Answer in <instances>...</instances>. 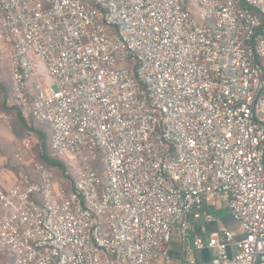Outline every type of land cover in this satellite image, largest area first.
<instances>
[{
	"label": "built area",
	"instance_id": "built-area-1",
	"mask_svg": "<svg viewBox=\"0 0 264 264\" xmlns=\"http://www.w3.org/2000/svg\"><path fill=\"white\" fill-rule=\"evenodd\" d=\"M0 57L66 165L0 182V264H264V0H0Z\"/></svg>",
	"mask_w": 264,
	"mask_h": 264
},
{
	"label": "rangeland",
	"instance_id": "rangeland-1",
	"mask_svg": "<svg viewBox=\"0 0 264 264\" xmlns=\"http://www.w3.org/2000/svg\"><path fill=\"white\" fill-rule=\"evenodd\" d=\"M9 86L7 64L0 57V182L6 186L13 184L24 173H27L28 169L32 168H28L26 166L27 164H33L35 161L42 162L40 159L41 134L46 136L47 155L51 159L54 158L50 147L51 133L49 128L44 124L35 123L32 120L23 121L17 110L7 107L6 97ZM5 115L9 117L8 120L3 119ZM26 140L30 141L29 147L23 145ZM54 170L56 176L60 179L61 171L58 168ZM215 203L211 211L215 212L220 220L216 224L209 225L207 229L214 230L219 226L228 225L236 231H239L237 225L228 216L227 208L219 199H216ZM171 246L173 249L171 253V264H180L177 255V250L179 249L177 233H174L172 236ZM203 257L205 262L200 261L199 264H211L209 254H203ZM154 264H159V260Z\"/></svg>",
	"mask_w": 264,
	"mask_h": 264
},
{
	"label": "trees",
	"instance_id": "trees-1",
	"mask_svg": "<svg viewBox=\"0 0 264 264\" xmlns=\"http://www.w3.org/2000/svg\"><path fill=\"white\" fill-rule=\"evenodd\" d=\"M6 105H7V107L9 109H15V110H17L19 112V115H20L21 119L23 121H25L24 118L21 116V113H20L19 109L16 106L11 105L10 86H9V90H8L7 97H6ZM40 140H41L40 159H41L42 163H44L46 166H48L49 168H51L54 172H55V170H54L55 168H58L62 172L66 168V165L63 162V160H60V159L55 158V157L53 159H51L47 155V151H46V136L44 134H41L40 135Z\"/></svg>",
	"mask_w": 264,
	"mask_h": 264
}]
</instances>
